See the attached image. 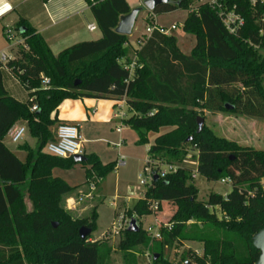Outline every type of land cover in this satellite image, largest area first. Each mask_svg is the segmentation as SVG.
I'll use <instances>...</instances> for the list:
<instances>
[{"label":"trees","instance_id":"obj_1","mask_svg":"<svg viewBox=\"0 0 264 264\" xmlns=\"http://www.w3.org/2000/svg\"><path fill=\"white\" fill-rule=\"evenodd\" d=\"M85 1L101 33L99 40L76 44L54 56L21 20L15 32L24 39L27 50L20 47L13 60L0 63V264H111L110 247L90 241V235L85 240L78 235L81 228L95 230L96 207L89 216L75 217L66 210V201L79 197V191L91 182L105 179L115 164L103 165L96 155H84L87 161L80 165L86 182L70 187L51 172L54 168L71 170L77 164L46 152L61 125L59 107L65 101L82 99L124 100L131 115L121 123L136 133L139 146L148 145V133L170 128L149 146L147 159L157 170L169 165L177 171L155 178L130 210L142 218L153 214V202L159 205L158 211L165 204L177 206L171 230L161 228V239L152 240L158 244L152 264H167L164 250L183 242L201 245L200 256L188 252L197 264H255L259 252L251 238L264 228V149L241 147L215 137L205 127L197 133L196 125L204 112L264 120V46L254 50L248 45L258 43L247 31L254 23L247 21L246 30L231 37L213 12L198 6L182 26L195 38L189 56L179 52L173 37L155 31L146 39L138 35L136 41L141 45L133 50L129 37L115 33L119 18L131 12L126 1ZM169 2L147 12L144 29L154 27V16L189 10L196 0ZM133 61L130 75L124 67ZM3 69L28 94L26 102L15 100L4 89ZM43 79L49 80L48 86L42 85ZM226 105L232 109L226 110ZM17 124H23L37 142L35 150L26 145L20 148L25 153L23 162L3 144ZM188 155L197 163L199 177L207 182L225 181L231 192L210 194L205 202L198 201ZM138 228L136 234L123 232L118 250L124 264H138L131 251L150 242Z\"/></svg>","mask_w":264,"mask_h":264},{"label":"rangeland","instance_id":"obj_2","mask_svg":"<svg viewBox=\"0 0 264 264\" xmlns=\"http://www.w3.org/2000/svg\"><path fill=\"white\" fill-rule=\"evenodd\" d=\"M188 14L189 10H177L154 16L156 27L169 29L171 26H176V29L171 31L170 35L176 38L179 49L186 55H190L191 50L195 46L194 36L186 34L182 30L183 23ZM146 18L147 11L143 10L138 16L137 24H140L141 20L144 21ZM134 30L135 32L141 31V34L145 31V29L141 30L139 27ZM94 36L96 37L97 33ZM132 39L130 38V42L133 44ZM3 77L4 84L11 91L24 92L18 84L10 79L6 71L3 72ZM15 95L20 97L18 94ZM103 101L105 102L103 104L106 108L105 110L108 113L110 112L108 123L90 125L88 127V135L83 133V139L88 141L85 145L87 155L95 153L103 165L114 163L115 170L98 184H92L91 182L83 191H79V197L67 200L66 210L71 211L75 217H85L89 216L93 207H96V227L90 234V240L102 242L111 248V264H124L125 261L122 253L118 250V245L131 219H136L141 229L146 232L147 228L156 223L160 225L170 224L172 218L177 213L176 205L165 204L157 213H153L150 216L136 218V216L130 214V210L140 200V194L145 190V187L140 186L139 182L145 180L143 168L148 158V146L154 143L158 135L170 131V128H162L158 133H148V145L139 146L136 144V133L128 127H123L120 118H114L117 114H121L125 119L128 118L131 113L127 110L126 106L118 104L117 107L112 108L108 101ZM77 104L75 112L80 114L85 112V108L88 111L97 109L93 105L83 106L81 102ZM215 115L207 112L203 113V127L210 130L215 137L220 139L225 138L227 141L235 142L241 147L252 148L256 151L264 149V120L221 114L224 118H228V121L222 124L221 122H216ZM116 127L123 128V143L119 147L120 138L115 131ZM3 143L22 162L25 156L19 152L18 148L25 144L32 150H35L37 147L36 140L32 139L28 133L17 144L10 143L7 136L3 140ZM119 158H123L125 162L123 166H117ZM51 175L64 181L70 187H81L86 182L85 169L81 165H76L71 170L54 168ZM261 182L264 187V179ZM192 183L198 191V201L200 202H205L210 194L225 196L232 190L229 183L207 182L199 176L193 179ZM130 191H132L131 194H129ZM84 193L89 198H84ZM82 194L84 195L82 196ZM26 204L30 208L29 203L26 202ZM215 214L218 218L221 217L218 212H215ZM116 231L117 234L113 235ZM148 238L150 242L147 247L138 246L134 251H131L136 256L138 264H152V255L157 252L156 248L158 244L152 241L151 237L148 236ZM190 251L200 256L202 254V247L192 242L176 243L173 247L164 250L163 260L167 264H183L184 260H189V264H197L195 260L191 259V254L188 253ZM148 257H151L150 263L147 262Z\"/></svg>","mask_w":264,"mask_h":264},{"label":"crops","instance_id":"obj_3","mask_svg":"<svg viewBox=\"0 0 264 264\" xmlns=\"http://www.w3.org/2000/svg\"><path fill=\"white\" fill-rule=\"evenodd\" d=\"M125 1L132 11L141 7L145 0ZM21 20H24L28 26L31 27L42 38L54 56H57L63 50L76 44L94 42L101 38V33L97 28L93 32H89L87 29L88 26L91 25L96 27V23L85 0H48L47 2H44L43 0H0V55H6L10 61L15 58L14 55L17 48L12 47V45L5 39L4 32L6 30L15 31L18 27V23ZM137 21L138 17L136 19L132 34L129 37L131 39L133 37V44L131 42L129 44L130 48L133 50L135 49V40L138 35L141 34V31L135 32L134 29L139 27V29L144 30L143 20H141L140 24H137ZM96 33L97 36L95 37L94 34ZM170 33L168 36L173 37L170 35ZM174 39L179 52L184 56H189L184 54L179 49L177 40L176 38ZM4 71L7 72V75L11 80L14 81V83L20 86L15 78H13L6 69H3V72ZM3 72L2 85L7 93L19 102H26L28 99V94L24 90V92L20 91L21 93L15 90L11 91V89H9L4 84ZM21 89L23 88L21 87ZM15 94L20 95V97H17ZM79 102H81L83 106L93 105L97 109L88 111L87 108H85V112L80 114L75 112V108ZM108 103L112 108H115L114 102L108 101ZM103 104H105L103 100L101 101L96 99L65 101L58 109L57 120L60 122V124L76 126L83 139V133L88 135V127L90 125L108 123L110 112L108 113L105 110L106 108L103 106ZM215 117L217 123L221 122L223 124L224 122L228 121V118H224L221 114H216ZM17 125L24 126L23 124ZM240 129L242 132V127ZM244 131L248 132L247 130ZM122 133L123 130L121 134H118L120 140H122ZM83 141L84 155H87L85 145L88 141L85 139H83ZM20 148L21 147L18 148L19 152L23 153L25 156L24 151H22ZM91 154L96 155L95 153Z\"/></svg>","mask_w":264,"mask_h":264},{"label":"built area","instance_id":"obj_4","mask_svg":"<svg viewBox=\"0 0 264 264\" xmlns=\"http://www.w3.org/2000/svg\"><path fill=\"white\" fill-rule=\"evenodd\" d=\"M198 6H206L211 12H213L222 25L224 31L231 37H239L243 30H246L247 21H252L254 23L250 34L254 35L258 39L257 44H252L248 42V45L252 47L254 50H261L264 46V0H196L194 5L190 7L189 12H193L196 10ZM154 22V17H153ZM88 31L93 32L96 30V27L91 25L88 26ZM176 26H171L169 29L154 27H148L145 29L143 38H148L152 32H158L161 35L168 36L171 31H174ZM5 39L12 45L14 48H23L27 50V47L24 45V39L20 37L15 31L6 30L4 32ZM141 45V41L135 40V49H139ZM10 61L6 55H0V63L5 65ZM135 65V61L131 62L130 65L125 66L124 69L131 75L133 67ZM42 85L44 87L49 85L48 79L42 80ZM119 105H125L124 100L115 103V107ZM31 111H36L35 107L31 108ZM114 118H120L121 121L125 119L121 114H117ZM122 125V123H121ZM123 126V125H122ZM123 128L116 127L115 131L117 134H121ZM27 133L25 126L15 125L11 128V130L7 133V137L10 140V143L17 144L19 143L24 135ZM123 143L120 140L118 147ZM84 141L82 136L79 133V130L76 126L69 124H61L55 130V141L49 143L46 146V152L52 156L58 158H72L73 156H84L83 150ZM125 164L123 158H119L117 162V166H123ZM187 164L194 167L192 171L191 178L195 179L197 175V171L195 169L197 163L191 161V156L187 157ZM177 171V167L175 166H160L159 169L154 166L153 162H150L147 159V162L144 165L143 173L145 176V180L139 182L140 186H144L145 189L151 185L152 181L156 178L163 179L168 174H174ZM221 183L225 184V181H221ZM132 191L129 192L131 194ZM144 192L140 194V199L143 198ZM83 196V195H82ZM81 196V197H82ZM80 197V198H81ZM89 198V196L85 195L84 198ZM81 200V199H80ZM159 205L155 202L151 203L150 211L155 213L158 211ZM166 229L167 231L171 230L170 224H155L146 229L147 235L151 237L152 240H160V229ZM119 229V228H118ZM117 231L113 233L116 235ZM151 258V257H150ZM150 258H147V262L150 263Z\"/></svg>","mask_w":264,"mask_h":264},{"label":"water","instance_id":"obj_5","mask_svg":"<svg viewBox=\"0 0 264 264\" xmlns=\"http://www.w3.org/2000/svg\"><path fill=\"white\" fill-rule=\"evenodd\" d=\"M169 3H170L169 0H145L141 7L136 8L132 10L128 15L119 18V23L115 29V33L121 36L130 37L136 19L143 10H146L147 12H153L156 8L163 5H168ZM22 32L23 30L21 29L20 33L22 34ZM225 109L231 110L232 108L226 105ZM196 125H197V133H199L203 127V119L198 117L196 119ZM71 159L74 162V164L77 165L84 164L87 161V159L84 156H73ZM53 227H56V225L54 224ZM126 231L128 233H133V234L139 232V228L135 219H131L129 221ZM90 234L91 231L87 228H81L78 232V235L81 240H85ZM251 242L253 248L259 252V256L255 264H264V228L259 230L255 235L252 236ZM156 259L157 257L155 256L154 260Z\"/></svg>","mask_w":264,"mask_h":264}]
</instances>
